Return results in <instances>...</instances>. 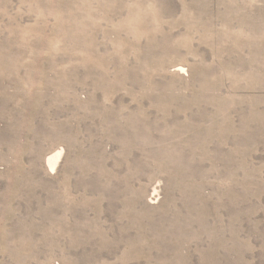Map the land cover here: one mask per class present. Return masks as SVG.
<instances>
[{
  "label": "rangeland",
  "instance_id": "374dc122",
  "mask_svg": "<svg viewBox=\"0 0 264 264\" xmlns=\"http://www.w3.org/2000/svg\"><path fill=\"white\" fill-rule=\"evenodd\" d=\"M0 264H264V0H0Z\"/></svg>",
  "mask_w": 264,
  "mask_h": 264
},
{
  "label": "bare ground",
  "instance_id": "6f19581e",
  "mask_svg": "<svg viewBox=\"0 0 264 264\" xmlns=\"http://www.w3.org/2000/svg\"><path fill=\"white\" fill-rule=\"evenodd\" d=\"M176 71H177L178 73H181L183 70H182L181 68H177Z\"/></svg>",
  "mask_w": 264,
  "mask_h": 264
}]
</instances>
